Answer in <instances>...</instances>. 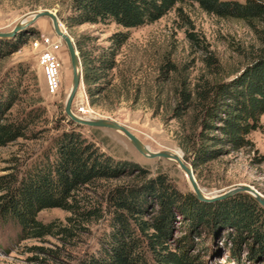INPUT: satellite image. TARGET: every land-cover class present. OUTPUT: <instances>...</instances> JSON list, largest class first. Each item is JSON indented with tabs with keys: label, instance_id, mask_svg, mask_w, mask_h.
Returning <instances> with one entry per match:
<instances>
[{
	"label": "rangeland",
	"instance_id": "1",
	"mask_svg": "<svg viewBox=\"0 0 264 264\" xmlns=\"http://www.w3.org/2000/svg\"><path fill=\"white\" fill-rule=\"evenodd\" d=\"M41 10L56 13L75 43L76 40L87 42L89 50L106 48L114 33L125 32L115 24L67 27L64 21L69 14L67 0H0V32L12 31L25 16ZM26 30H34L36 34L19 52L0 62V92L2 81L10 83L14 75L22 87L9 115L20 118L31 111L38 115L24 138L0 148V176H24L25 171L43 161L45 152L50 151L57 137L75 131L89 142H95L101 152L115 160L144 169L146 176L139 185L162 176L180 194L192 193L187 177L173 162L145 158L121 133L100 128L91 130L72 123L64 112L73 79L68 50L47 18L38 20ZM130 33L129 41L118 55V67L110 75L107 91L90 99L83 71L72 108L81 117L113 120L130 130L150 150L180 153L192 166L193 158L186 152L191 145L192 118L187 117L184 125L172 118L177 106L175 89L181 81L195 83L200 77L230 79L242 68L251 49L259 47L256 35L246 22L208 14L198 4H179L158 22ZM35 38L39 41L38 47H35ZM45 38L60 46L56 53L61 64L60 87L55 94L48 89L45 69L40 63V53L49 48ZM210 58L215 64H211ZM20 69L27 72L21 76ZM248 141V146L241 150H226L219 158L197 169L192 166L200 189L209 198L238 185L250 186L264 196V115L258 130L249 135ZM119 183H102L97 191L101 194L107 187ZM99 193L88 191L87 196L95 203ZM71 216L61 208H50L41 211L37 220L66 227ZM108 222L106 215L103 220L87 225V233L74 231L72 238L55 232L29 240L23 239L18 225L2 224L0 264H80L86 254L97 250L101 236L109 230ZM201 232L199 239L189 236L178 217L172 235L174 240L191 237V244L196 246L192 251L206 252L205 264H264V252L254 236L244 234L246 240L237 244L234 240L237 232L230 228L217 225L214 230Z\"/></svg>",
	"mask_w": 264,
	"mask_h": 264
},
{
	"label": "trees",
	"instance_id": "2",
	"mask_svg": "<svg viewBox=\"0 0 264 264\" xmlns=\"http://www.w3.org/2000/svg\"><path fill=\"white\" fill-rule=\"evenodd\" d=\"M67 1V27L115 24L125 30L114 33L106 48L89 50L87 42L76 40L90 99L107 91L110 75L118 67V55L131 37L130 31L158 22L179 4H198L208 14L246 22L259 47L251 49L242 68L230 79L200 77L195 83L181 81L175 89L177 106L172 118L183 125L187 117L192 118L191 145L186 152L191 154L195 169L219 158L226 150L248 146L249 135L258 130L264 115V0ZM35 34L34 30H26L14 39H0V62L19 52ZM210 61L215 64L213 58ZM26 72L20 69L19 74ZM1 87L3 148L24 138L38 114L31 111L12 118L9 113L17 104L22 83L16 82L13 75L10 83L3 80ZM25 172L21 177L0 176V225H18L24 240L55 232L72 238L74 231L87 233V225L109 217V230L101 236L99 247L86 254L80 264H205L206 252L192 251L196 246L189 236L199 239L203 229L214 230L217 225L237 232V244L246 240L244 234L254 236L264 252V208L251 195L239 193L209 204L190 192L180 194L162 176L139 185L146 176L144 169L115 160L79 132L57 137L43 161ZM109 182L119 184L100 194V185ZM88 191L99 193V200H90ZM50 208L72 214L66 227L38 222V214ZM178 217L189 236L174 240L172 231Z\"/></svg>",
	"mask_w": 264,
	"mask_h": 264
},
{
	"label": "water",
	"instance_id": "3",
	"mask_svg": "<svg viewBox=\"0 0 264 264\" xmlns=\"http://www.w3.org/2000/svg\"><path fill=\"white\" fill-rule=\"evenodd\" d=\"M42 18H47L51 20L53 25V30L56 36L62 39L70 56V62L73 70V79H72L71 89L64 107V112L67 118L72 123L80 127L109 129L121 133L131 143V145L145 158L151 160L165 159L170 162H173L177 167L181 169V171L187 177L190 187L192 189V194L195 196L197 200L201 202L215 203L218 201L229 199L239 193H247L251 195L255 199V201L261 205L262 208H264V196H262L255 189L246 185L235 186L227 190L226 192L220 193L218 195H215L214 197L209 198L200 189L195 177V172L193 167L185 162L183 156L180 153L172 152V151L154 152L150 150V148L146 146L130 130H128L126 127L113 120L105 119V118H85L75 114L72 106L83 79V66L75 40L62 27V24L57 14L50 10H41V11L33 12L25 16L12 31L0 32V39L1 40L14 39L19 33L24 32L28 27H31L35 22H37Z\"/></svg>",
	"mask_w": 264,
	"mask_h": 264
},
{
	"label": "built area",
	"instance_id": "4",
	"mask_svg": "<svg viewBox=\"0 0 264 264\" xmlns=\"http://www.w3.org/2000/svg\"><path fill=\"white\" fill-rule=\"evenodd\" d=\"M34 41H37L35 42V47H38V39L35 38ZM44 42L49 45V48L40 53V63L45 69L48 89L52 94H55L58 92L60 87L61 64L58 55H56L60 46H58V44H53L48 38H45Z\"/></svg>",
	"mask_w": 264,
	"mask_h": 264
},
{
	"label": "bare ground",
	"instance_id": "5",
	"mask_svg": "<svg viewBox=\"0 0 264 264\" xmlns=\"http://www.w3.org/2000/svg\"><path fill=\"white\" fill-rule=\"evenodd\" d=\"M58 38H59V37H58ZM59 40H60V41H62V39H61V38H59ZM62 42H63V41H62ZM63 43H64V42H63ZM68 54H69V53H68ZM69 58H70V56H69ZM217 195H218V194H217Z\"/></svg>",
	"mask_w": 264,
	"mask_h": 264
}]
</instances>
